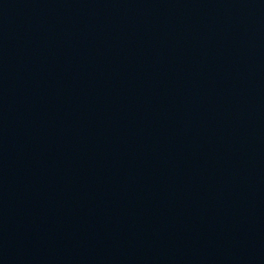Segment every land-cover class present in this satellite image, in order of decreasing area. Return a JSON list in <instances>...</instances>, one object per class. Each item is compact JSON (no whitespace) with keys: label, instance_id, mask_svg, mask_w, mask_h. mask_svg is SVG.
<instances>
[{"label":"water","instance_id":"obj_1","mask_svg":"<svg viewBox=\"0 0 264 264\" xmlns=\"http://www.w3.org/2000/svg\"><path fill=\"white\" fill-rule=\"evenodd\" d=\"M188 264H264V217Z\"/></svg>","mask_w":264,"mask_h":264}]
</instances>
